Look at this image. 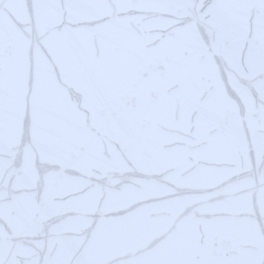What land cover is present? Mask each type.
<instances>
[{
  "label": "snow or ice",
  "instance_id": "snow-or-ice-1",
  "mask_svg": "<svg viewBox=\"0 0 264 264\" xmlns=\"http://www.w3.org/2000/svg\"><path fill=\"white\" fill-rule=\"evenodd\" d=\"M0 264H264V0H0Z\"/></svg>",
  "mask_w": 264,
  "mask_h": 264
}]
</instances>
